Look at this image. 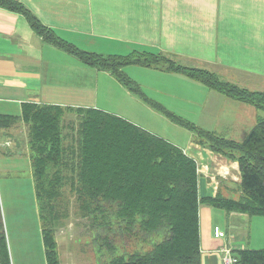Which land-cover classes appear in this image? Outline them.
<instances>
[{"label": "trees", "instance_id": "16d2710c", "mask_svg": "<svg viewBox=\"0 0 264 264\" xmlns=\"http://www.w3.org/2000/svg\"><path fill=\"white\" fill-rule=\"evenodd\" d=\"M0 7L23 15L44 40L114 75L145 103L195 132L197 143L238 161L241 171L240 182L230 189L239 199L220 189L215 196L200 197L196 160L169 140L100 108L24 101L20 115L0 113V130L19 121L27 127L46 264H61L56 232L69 216L71 198L77 214L89 223L95 252L103 243L107 246V264H202L201 204L264 216V117L240 141L222 137L149 98L123 67L161 65L259 110H264V91L226 81L207 68L183 65L163 52L83 50L43 24L21 1L0 0ZM120 247L123 254H115ZM235 254L234 264H264V248H240ZM11 259L0 202V264H13Z\"/></svg>", "mask_w": 264, "mask_h": 264}, {"label": "crops", "instance_id": "0c3cea01", "mask_svg": "<svg viewBox=\"0 0 264 264\" xmlns=\"http://www.w3.org/2000/svg\"><path fill=\"white\" fill-rule=\"evenodd\" d=\"M19 1L61 38L83 50L119 55L136 50L163 52L186 66L207 68L226 81L264 91V0ZM138 67L152 78L149 82L142 80L144 92L160 104L164 100L175 103L173 98L182 103L181 86L164 87L167 78H177L206 96L203 103L208 106H202L201 116L210 120L200 125L204 130L221 136L227 130L232 136L244 134L245 138L259 118L254 105L228 97L182 73L167 71L161 65ZM158 78H164L163 85L155 84ZM0 101L96 107L124 117L183 148L197 161L201 197L215 196L219 189L224 194V189L230 190L231 184L236 186L241 180L237 161L197 143L192 134L181 141L179 126L168 119L164 122L162 112L148 106L111 73L86 65L44 40L23 15L1 7ZM12 129L0 130V139H10L11 146L14 140L4 134ZM7 167L0 165V178L10 175ZM31 173L33 177L32 166ZM33 187L34 181H29V210L37 219ZM10 204L9 211L5 208L8 232L9 227L14 229L25 220L19 205ZM216 227L212 209L204 206L200 212L202 264H221V246L234 244L218 237ZM11 248L13 252L12 243ZM12 258L15 264L14 252Z\"/></svg>", "mask_w": 264, "mask_h": 264}, {"label": "rangeland", "instance_id": "374dc122", "mask_svg": "<svg viewBox=\"0 0 264 264\" xmlns=\"http://www.w3.org/2000/svg\"><path fill=\"white\" fill-rule=\"evenodd\" d=\"M138 51L140 52L144 50ZM128 66L129 65H125L123 67V73H126L135 85H139L141 89L145 91L146 85L142 82V80L149 82L152 78L142 68L138 69V64H133V67ZM163 79L164 78H158L155 81V84L163 85L165 81ZM165 83L164 87H169L171 89L181 86L180 93L182 96V103L180 104L179 100L173 98L175 103L171 104L170 102L164 100L161 104L176 115L192 122L198 128L203 129L201 126L203 125L204 120H210L209 118L206 119L201 116V112H203L201 108L202 106L207 105L203 103L207 97L201 96L198 90L187 86L177 78H167ZM176 106L180 108H175ZM0 113L20 115L21 103H6L4 101H0ZM258 115L259 117H264V110L258 109ZM167 119V117H164L163 121L165 122ZM168 120L171 122L170 124H176L170 119ZM176 126H179L177 128H181L180 130H182L181 141H183V139L186 140L190 134L193 135V138H197V134L195 132L177 124ZM4 136L11 137L15 142L13 146L8 147L10 148V151H5L4 153L2 150L6 147H1L2 149H0V165H7V168L10 169V175L5 174V177L1 175L0 178V202L2 212L4 214L5 224V208L9 211V207H11L10 202H12L13 205H19L22 212H20V215L25 218V220L20 221L18 223L20 225L14 229L9 227V232L8 226H6V234L8 237L11 258L14 252L15 257L17 258L15 264H46L41 222L38 211L37 219H35V213L33 214L31 210H29L32 198L29 194L28 186L29 181L33 183V177L31 173L32 151L28 139L27 127L24 122L19 121L12 130L6 131ZM225 136L228 138L234 137L239 140L244 138V134L232 136L228 134L227 130L224 132L222 137ZM231 185L235 188L233 184ZM224 191V195L227 197L234 199L240 198V194L238 192H234L233 189H224ZM70 201L69 216L63 226L58 228L56 232L61 264H107L111 257L110 252L107 250V246L103 243L102 247L97 249L95 252L93 242L90 240L91 233L89 230V223L87 219L82 218L77 214L74 198H71ZM206 205L207 204H201L200 212ZM210 208L212 209L213 225H217L226 233V237L224 238L229 239L231 241L230 243L233 241L234 244H231L233 247L250 249L264 248V216L229 211L211 206ZM9 233L11 239L9 237ZM115 254H123L121 247L118 248V250H115ZM11 260L13 261V258Z\"/></svg>", "mask_w": 264, "mask_h": 264}, {"label": "built area", "instance_id": "2783aa9c", "mask_svg": "<svg viewBox=\"0 0 264 264\" xmlns=\"http://www.w3.org/2000/svg\"><path fill=\"white\" fill-rule=\"evenodd\" d=\"M228 250H227V255H226V257H225V260H224V262H225V264H232V262H233V258L232 257H230L229 255H228Z\"/></svg>", "mask_w": 264, "mask_h": 264}]
</instances>
